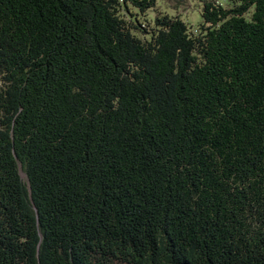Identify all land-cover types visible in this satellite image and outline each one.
<instances>
[{"label":"trees","instance_id":"16d2710c","mask_svg":"<svg viewBox=\"0 0 264 264\" xmlns=\"http://www.w3.org/2000/svg\"><path fill=\"white\" fill-rule=\"evenodd\" d=\"M0 0V264H264V0Z\"/></svg>","mask_w":264,"mask_h":264},{"label":"rangeland","instance_id":"374dc122","mask_svg":"<svg viewBox=\"0 0 264 264\" xmlns=\"http://www.w3.org/2000/svg\"><path fill=\"white\" fill-rule=\"evenodd\" d=\"M202 0H188L187 5L180 11L176 12L168 8L165 4H160V11L169 13L174 16H179L190 24L191 27H196L200 21L199 10L201 9ZM220 3L225 4L226 0H218Z\"/></svg>","mask_w":264,"mask_h":264}]
</instances>
